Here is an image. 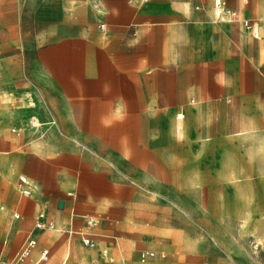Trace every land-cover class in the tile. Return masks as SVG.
Segmentation results:
<instances>
[{
    "label": "crops",
    "instance_id": "crops-1",
    "mask_svg": "<svg viewBox=\"0 0 264 264\" xmlns=\"http://www.w3.org/2000/svg\"><path fill=\"white\" fill-rule=\"evenodd\" d=\"M214 1L0 0V261L264 249V0Z\"/></svg>",
    "mask_w": 264,
    "mask_h": 264
},
{
    "label": "rangeland",
    "instance_id": "rangeland-1",
    "mask_svg": "<svg viewBox=\"0 0 264 264\" xmlns=\"http://www.w3.org/2000/svg\"><path fill=\"white\" fill-rule=\"evenodd\" d=\"M202 239L199 242L200 251L203 253L205 261H209L211 254L210 247V234L203 233L201 234ZM242 242L235 241L234 244H240ZM236 246V245H235ZM155 256H159L155 252ZM230 260L231 264H264V249L258 246H255L254 243L250 240H245L243 242V247H235L231 250ZM160 257V256H159ZM164 259L167 258L165 253ZM261 261V263H260Z\"/></svg>",
    "mask_w": 264,
    "mask_h": 264
},
{
    "label": "built area",
    "instance_id": "built-area-1",
    "mask_svg": "<svg viewBox=\"0 0 264 264\" xmlns=\"http://www.w3.org/2000/svg\"><path fill=\"white\" fill-rule=\"evenodd\" d=\"M214 4L217 7L221 6L220 0H215ZM229 13L232 16L234 15L233 11H229ZM243 24L246 27H252V30L257 32V27L255 25L252 26L251 21L245 19L243 21ZM99 27L102 28L103 24H100ZM20 179H21V181L25 180V178H23V177H20ZM44 226L51 227V224L45 225L42 222L36 223V227H44ZM83 242H84V244H89L90 240H89V238L85 237L83 239ZM35 245H36V241L34 239H28L27 242L22 246V248L19 250V252L12 259L2 260V261H0V264H29V263H27V258L29 257L31 250L35 247ZM45 255H46V250H43L41 253V258H44ZM148 255H153V252H142V253H140V260L144 261ZM32 264H36V263H32Z\"/></svg>",
    "mask_w": 264,
    "mask_h": 264
},
{
    "label": "water",
    "instance_id": "water-1",
    "mask_svg": "<svg viewBox=\"0 0 264 264\" xmlns=\"http://www.w3.org/2000/svg\"><path fill=\"white\" fill-rule=\"evenodd\" d=\"M59 205H61V202H59Z\"/></svg>",
    "mask_w": 264,
    "mask_h": 264
}]
</instances>
